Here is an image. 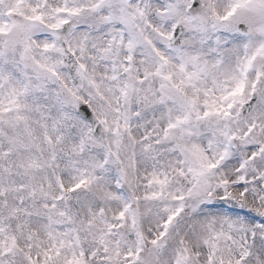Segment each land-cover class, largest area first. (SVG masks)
<instances>
[{"label": "snow or ice", "instance_id": "snow-or-ice-1", "mask_svg": "<svg viewBox=\"0 0 264 264\" xmlns=\"http://www.w3.org/2000/svg\"><path fill=\"white\" fill-rule=\"evenodd\" d=\"M0 264H264V0H0Z\"/></svg>", "mask_w": 264, "mask_h": 264}]
</instances>
